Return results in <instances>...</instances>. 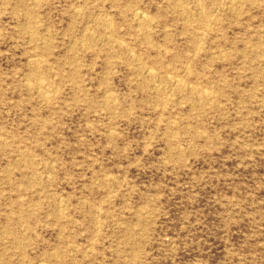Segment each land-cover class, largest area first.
I'll return each instance as SVG.
<instances>
[{
    "label": "rangeland",
    "instance_id": "374dc122",
    "mask_svg": "<svg viewBox=\"0 0 264 264\" xmlns=\"http://www.w3.org/2000/svg\"><path fill=\"white\" fill-rule=\"evenodd\" d=\"M0 264H264V0H0Z\"/></svg>",
    "mask_w": 264,
    "mask_h": 264
},
{
    "label": "bare ground",
    "instance_id": "6f19581e",
    "mask_svg": "<svg viewBox=\"0 0 264 264\" xmlns=\"http://www.w3.org/2000/svg\"><path fill=\"white\" fill-rule=\"evenodd\" d=\"M191 63V62H190Z\"/></svg>",
    "mask_w": 264,
    "mask_h": 264
}]
</instances>
